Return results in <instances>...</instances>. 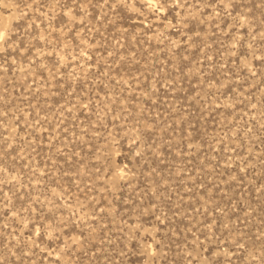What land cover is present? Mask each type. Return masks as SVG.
Masks as SVG:
<instances>
[{"label":"rangeland","instance_id":"1","mask_svg":"<svg viewBox=\"0 0 264 264\" xmlns=\"http://www.w3.org/2000/svg\"><path fill=\"white\" fill-rule=\"evenodd\" d=\"M0 264H264V0H0Z\"/></svg>","mask_w":264,"mask_h":264},{"label":"bare ground","instance_id":"2","mask_svg":"<svg viewBox=\"0 0 264 264\" xmlns=\"http://www.w3.org/2000/svg\"><path fill=\"white\" fill-rule=\"evenodd\" d=\"M149 1H151V2H152V0H149Z\"/></svg>","mask_w":264,"mask_h":264}]
</instances>
